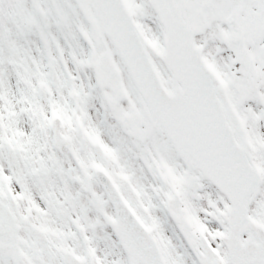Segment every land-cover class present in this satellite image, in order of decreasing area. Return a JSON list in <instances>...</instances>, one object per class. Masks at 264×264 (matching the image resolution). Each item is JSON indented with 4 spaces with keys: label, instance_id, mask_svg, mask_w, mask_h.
I'll list each match as a JSON object with an SVG mask.
<instances>
[{
    "label": "snow or ice",
    "instance_id": "6c2138e0",
    "mask_svg": "<svg viewBox=\"0 0 264 264\" xmlns=\"http://www.w3.org/2000/svg\"><path fill=\"white\" fill-rule=\"evenodd\" d=\"M0 264H264V0H0Z\"/></svg>",
    "mask_w": 264,
    "mask_h": 264
}]
</instances>
